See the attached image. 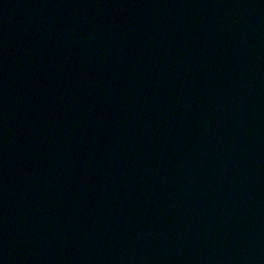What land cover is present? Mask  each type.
<instances>
[{
    "label": "water",
    "instance_id": "95a60500",
    "mask_svg": "<svg viewBox=\"0 0 264 264\" xmlns=\"http://www.w3.org/2000/svg\"><path fill=\"white\" fill-rule=\"evenodd\" d=\"M0 264H264V0H0Z\"/></svg>",
    "mask_w": 264,
    "mask_h": 264
}]
</instances>
